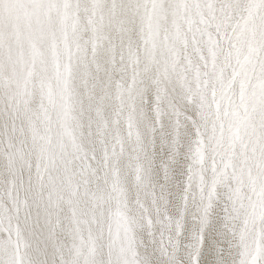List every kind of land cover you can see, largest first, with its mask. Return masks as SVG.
<instances>
[{
    "label": "snow or ice",
    "instance_id": "snow-or-ice-1",
    "mask_svg": "<svg viewBox=\"0 0 264 264\" xmlns=\"http://www.w3.org/2000/svg\"><path fill=\"white\" fill-rule=\"evenodd\" d=\"M0 264H264V0H0Z\"/></svg>",
    "mask_w": 264,
    "mask_h": 264
}]
</instances>
